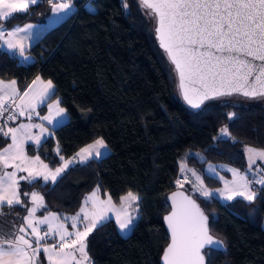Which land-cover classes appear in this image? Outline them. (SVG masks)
<instances>
[{
	"label": "trees",
	"instance_id": "1",
	"mask_svg": "<svg viewBox=\"0 0 264 264\" xmlns=\"http://www.w3.org/2000/svg\"><path fill=\"white\" fill-rule=\"evenodd\" d=\"M72 2L75 12L27 50L31 62L2 54L7 50L0 47V79H15L21 89L37 76L51 80L55 95L48 102L60 99L68 112L69 120L55 127L39 148L26 146L28 155H40L54 169L59 166L57 144L65 159L99 138L111 151L86 165L70 166L55 185L43 186L42 179L34 186L23 181L21 193L40 192L46 208L38 214L56 212L61 218L78 212L84 197L97 186L116 204L129 191L138 194L140 218L135 229L124 236L114 219L94 229L87 238L90 262L162 264L170 241L164 215L170 211L168 194L177 189L181 163L195 168L211 189L222 186V180L207 173L208 164L247 170L245 145L264 148V104L222 98L220 103L213 100L200 109L190 108L179 94L174 66L151 31L154 21L136 0H127V15L121 0ZM50 14L47 0H40L29 13L13 14L6 28L43 23ZM46 110L45 104L40 112ZM232 112L236 118L229 120L227 114ZM224 127L236 143L219 138ZM9 141L0 138V149ZM182 188L199 201L211 232L226 247V251L206 249L207 264H264V191L251 203L241 198L221 202L206 199L187 183ZM22 199L31 207L28 198ZM2 211L5 230L27 214L19 206ZM39 264H47L42 250Z\"/></svg>",
	"mask_w": 264,
	"mask_h": 264
},
{
	"label": "snow or ice",
	"instance_id": "2",
	"mask_svg": "<svg viewBox=\"0 0 264 264\" xmlns=\"http://www.w3.org/2000/svg\"><path fill=\"white\" fill-rule=\"evenodd\" d=\"M39 2L0 0V47L7 49L2 54L13 53L24 60L29 59L25 55L26 41L33 38L37 26L25 24L9 30L5 22L15 18V13H29L30 7ZM47 3L53 13L51 24H58L74 7L72 0H47ZM121 3L125 14H129L127 0H121ZM136 3L154 21L151 31L170 65L174 66L171 70L179 77L180 94L192 108H200L208 100L233 95L264 98V0H136ZM54 95L53 82H45L40 76L22 93L15 79L7 82L0 79V138L11 141L0 149V264H39L41 250L47 264H90L87 238L94 229L110 222L109 213H115L118 230L123 235L133 231L140 218L138 195L129 191L121 196L117 209L110 195L106 200L100 199L99 186L84 197L74 215L63 218L56 212H48L43 217L36 215L37 211L46 208L44 196L35 190L21 193V181L34 186L42 179L43 186L49 182L55 185L70 166L99 160L104 156L101 150L107 149L100 138L65 159L60 155L57 144L55 152L59 166L54 169L40 155H27V142L31 141L39 148L48 136L54 134L44 123H31L33 114L53 126L62 125L67 117L60 99L48 102ZM42 104H46L48 114L40 116L36 109ZM5 113L8 114L6 119ZM17 114L27 115L30 123L8 126L9 121L18 118ZM227 116L229 120L236 118L234 112ZM33 128L39 132L34 134ZM219 138L237 142L227 127L220 129ZM244 151L248 169L241 173L238 169L229 168L232 181L225 180L224 188L217 190L225 200L242 198L251 203L264 191V168L258 166L253 171L257 160L264 161V148L245 145ZM9 168L13 171H7ZM207 171L216 174L212 165ZM18 173L27 175L18 176ZM180 173L183 182L192 183L193 189L201 196L206 199L213 197L197 171L188 168L185 162L180 165ZM187 173L195 177V182L189 180ZM249 173L252 174L251 179ZM183 182L180 179L175 181L178 189ZM256 185L260 188L257 189ZM22 196L30 200L31 207ZM168 199L171 200V211L164 221L170 242L163 250V264H205L203 250L206 247L209 251H226L224 242L209 234V217L195 199L182 191L173 192ZM16 206L27 214L19 218L21 222L18 225L5 230L2 209L7 207L11 210ZM65 221H71V231L65 226Z\"/></svg>",
	"mask_w": 264,
	"mask_h": 264
},
{
	"label": "crops",
	"instance_id": "3",
	"mask_svg": "<svg viewBox=\"0 0 264 264\" xmlns=\"http://www.w3.org/2000/svg\"><path fill=\"white\" fill-rule=\"evenodd\" d=\"M75 10H76V8L75 7H73L72 8V10L70 11V13L64 18V19H66L67 17H69L71 14H73L74 12H75ZM53 16V13L51 12V14H50V16L47 18V20L45 21V22H43V23H26V24H32V25H34V26H37V27H35L34 28V32H33V38L32 39H29L28 41H26V50H25V55L26 56H30L29 54H27L26 52H27V50L30 48V47H32L49 29H51L52 27H54L55 25H57V24H51L50 23V18ZM63 19V20H64ZM62 21V20H61ZM60 21V22H61ZM23 25H25V24H23ZM23 25H20V26H23ZM7 29H11V28H7ZM2 49H4V50H7L5 47H2ZM19 58H21V59H23L22 57H20L18 54H16ZM30 58V57H29ZM24 60V59H23ZM33 59H30V60H28L27 62H31ZM25 61V60H24ZM26 62V61H25ZM36 78V77H35ZM34 78V79H35ZM33 79V80H34ZM41 79L42 80H44L45 82L46 81H48V80H45V79H43L42 77H41ZM32 80V81H33ZM4 81H11V80H4ZM31 81V82H32ZM31 82L29 83V84H31ZM28 84V85H29ZM53 85H54V83H53ZM55 86V85H54ZM17 88L21 91V93L26 89V87L24 88V89H21L20 87H19V85H18V83H17ZM54 101V100H53ZM53 101H51V102H53ZM51 102H49V103H51ZM43 105H45V104H42V105H40L39 107H37V109H36V112H38L39 114H40V116H43V115H47L48 114V109L46 110V112L45 113H41L40 112V109H41V107L43 106ZM61 107H62V105H61ZM64 108V107H63ZM67 111V110H66ZM18 115V114H17ZM69 120V115H68V112H67V117H66V119H65V121H64V123H66L67 121ZM21 123H24V124H28V123H30V121L28 120V118H27V115H24V116H19L18 115V118L12 123V125H11V127H17L19 124H21ZM31 123H34V124H39V123H44V125H45V127H47V128H49V129H54L55 127H58V126H60V124H57V125H55V126H53V125H49L46 121H41L40 120V118L38 117V116H36L35 114H33V116H32V120H31ZM63 123V124H64ZM32 132L35 134V133H38L39 132V129H36V128H33L32 129ZM11 141H9V143H10ZM29 143H32L31 141H29V142H27L26 144H25V151H26V153H27V150H26V146L29 144ZM92 144V143H91ZM7 146V145H6ZM5 146V147H6ZM27 155H28V153H27ZM28 156H30V155H28ZM30 157H32V156H30ZM46 163V162H45ZM220 165V164H219ZM208 166V165H207ZM218 166V165H217ZM7 171H13V169L12 168H9V169H7ZM18 176H20V175H27V173H18L17 174ZM23 181H21V183H22ZM127 194V193H126ZM125 194V195H126ZM99 196H100V199H102V200H106L107 199V197L109 196L108 194L106 195V196H102L101 195V193H100V191H99ZM124 196V195H123ZM113 201V200H112ZM113 203L116 205V207H117V209H119V207H120V203L119 204H116L114 201H113ZM138 203H139V201H138ZM89 208L91 207V205H89L88 206ZM109 215L111 216V219H114L115 221H116V219H115V213H109ZM140 217V216H139ZM65 225L67 226V227H69V228H71V221H65ZM118 226V225H117ZM132 232V231H131ZM130 232V233H131ZM130 233H128L127 235H129ZM123 235V234H122ZM127 235H124V236H127Z\"/></svg>",
	"mask_w": 264,
	"mask_h": 264
},
{
	"label": "rangeland",
	"instance_id": "4",
	"mask_svg": "<svg viewBox=\"0 0 264 264\" xmlns=\"http://www.w3.org/2000/svg\"><path fill=\"white\" fill-rule=\"evenodd\" d=\"M30 58L28 59V60H30V59H33L31 56H29ZM28 60H25L26 62L28 61ZM224 99H227V98H223V100ZM230 99H232V100H234V102L235 103H243V104H247V103H249V101H257V102H259V103H261V104H264V98H259V99H248V98H244V97H235V98H230ZM215 102H221V99H217V100H214ZM100 139V138H99ZM105 142V141H104ZM106 143V142H105ZM107 145V144H106ZM102 152H104V156H106V155H108L109 153H110V148H109V146L107 145V149H102L101 150ZM247 154V153H246ZM103 156V157H104ZM209 165H212V166H214L215 167V170H216V174H211V173H209L207 170H208V168H209ZM187 166V165H186ZM224 166H226V167H224ZM261 167V168H264V161H260V160H257V163L255 164V165H253V171H255V169L257 168V167ZM188 168H191V169H194V170H196L195 168H193V167H189V166H187ZM229 168H235V167H232V166H229V165H225V164H220V165H216V164H208V166L206 167V171H207V173L208 174H210V175H212V176H215V177H223V180H222V186H220V187H217V188H214V189H211V188H207L205 185H204V187L209 191V192H212L213 193V197L212 198H216V199H218V200H220L221 202H228V200H225V199H223L221 196H220V194H219V191H217V190H222L223 188H224V181L226 180V181H229V182H231L232 181V179H233V175H232V173L230 172V171H228V169ZM235 169H237V168H235ZM248 169V168H247ZM241 173H244L246 170H241V169H238ZM197 171V170H196ZM223 171H228V172H230V174H231V176L229 177V178H227V177H225V175L222 173ZM197 173L200 175V177H201V179H202V175L197 171ZM187 175L189 176V180L190 181H193V182H195V177H193L192 175H191V173H187ZM249 178L251 179L252 178V174L251 173H249ZM180 180L183 182V180H184V178H183V176L181 175V177H180ZM203 180V179H202ZM189 184V185H191L192 186V188H193V184L192 183H189V182H183V186L185 185V184ZM182 186V187H183ZM132 193H134V192H132ZM134 194H136V193H134ZM136 195H138V194H136ZM139 196V195H138ZM140 197V196H139ZM242 199V198H241ZM139 216H140V207H139ZM36 215L38 216V217H43V215H40V214H38V211H37V213H36ZM46 215V214H45ZM66 226V225H65ZM46 226H42V228H45ZM67 227V226H66ZM69 228V227H68ZM72 229L71 228H69V231H71ZM89 262H90V259H89ZM90 264H92L91 262H90Z\"/></svg>",
	"mask_w": 264,
	"mask_h": 264
},
{
	"label": "water",
	"instance_id": "5",
	"mask_svg": "<svg viewBox=\"0 0 264 264\" xmlns=\"http://www.w3.org/2000/svg\"><path fill=\"white\" fill-rule=\"evenodd\" d=\"M256 63H259V61H257ZM177 79H178V85H179V77H178V75H177ZM178 89H179V87H178ZM179 94H180V91H179ZM180 96H181V98H182V100L184 101V103L187 105V106H189L190 108H192L189 104H187V102L183 99V97H182V95L180 94ZM235 97H243V96H240V95H233V96H230V97H219V98H216V99H212V100H208V101H205V103L203 104V105H201V107L200 108H202V107H204L208 102H210V101H213V100H217V99H222V98H235ZM244 98H246V97H244ZM249 99V98H248ZM257 99H259V98H257ZM254 100V99H253ZM200 108H192V109H200ZM175 191H182V192H184V194L185 195H188V196H190L191 198H193V199H195L196 200V202H197V204H199L200 205V203H199V201L196 199V198H194V196L193 195H191V194H189L184 188H177V189H175L174 191H172V192H170L169 194H168V197L169 196H171V194L173 193V192H175ZM168 202H169V205H170V211H171V200H169L168 199ZM200 208L202 209V211L205 213V215H207V213L204 211V209L202 208V206L200 205ZM170 211L168 212V213H166L165 215H164V217L166 216V215H168L169 213H170ZM208 216V215H207ZM164 223H165V226H166V228H167V224H166V222L164 221ZM208 227H209V234L215 239V240H220V241H222L221 239H219L218 237H216L212 232H211V229H210V224L208 223ZM167 231H168V229H167ZM168 233H169V231H168ZM169 237H170V233H169ZM170 242V241H169ZM167 247V246H166ZM206 249H208L207 247L203 250V253L205 254V250ZM161 263L163 264V261H162V257H161ZM205 264H207V258H206V254H205Z\"/></svg>",
	"mask_w": 264,
	"mask_h": 264
},
{
	"label": "built area",
	"instance_id": "6",
	"mask_svg": "<svg viewBox=\"0 0 264 264\" xmlns=\"http://www.w3.org/2000/svg\"><path fill=\"white\" fill-rule=\"evenodd\" d=\"M7 115H8V114H7V113H5V119H6ZM12 123H13V121H9V122H8V126H10V127H11Z\"/></svg>",
	"mask_w": 264,
	"mask_h": 264
}]
</instances>
